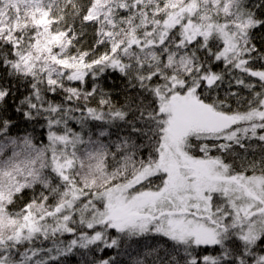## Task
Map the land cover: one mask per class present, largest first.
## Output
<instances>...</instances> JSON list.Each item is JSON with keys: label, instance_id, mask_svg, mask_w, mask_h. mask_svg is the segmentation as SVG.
I'll list each match as a JSON object with an SVG mask.
<instances>
[{"label": "snow or ice", "instance_id": "snow-or-ice-1", "mask_svg": "<svg viewBox=\"0 0 264 264\" xmlns=\"http://www.w3.org/2000/svg\"><path fill=\"white\" fill-rule=\"evenodd\" d=\"M264 264V0H0V264Z\"/></svg>", "mask_w": 264, "mask_h": 264}, {"label": "trees", "instance_id": "trees-1", "mask_svg": "<svg viewBox=\"0 0 264 264\" xmlns=\"http://www.w3.org/2000/svg\"><path fill=\"white\" fill-rule=\"evenodd\" d=\"M78 261H79V257H76L75 259L70 257L67 264H78Z\"/></svg>", "mask_w": 264, "mask_h": 264}]
</instances>
